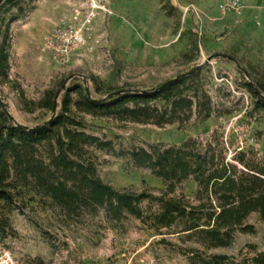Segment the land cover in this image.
Wrapping results in <instances>:
<instances>
[{
	"label": "rangeland",
	"instance_id": "rangeland-1",
	"mask_svg": "<svg viewBox=\"0 0 264 264\" xmlns=\"http://www.w3.org/2000/svg\"><path fill=\"white\" fill-rule=\"evenodd\" d=\"M91 5L95 17L83 45L67 63L54 60L43 50L44 38ZM22 7L6 33L0 104L23 126L51 117L52 111L37 107L48 90L55 94L57 113L65 91L76 84L94 97L100 96L95 85L102 91L147 90L205 63L202 75L213 105L206 120L159 127L80 115L86 132L112 144L111 152L87 149L103 182L159 194L162 182L134 168L126 152L190 138L239 168L241 155L249 164L264 165V113L252 109L245 88L252 81L264 93V0H33ZM13 13L0 12L1 28ZM194 191L188 179L176 194L192 199ZM16 202L11 212L0 211L9 222L0 247L16 264H202L209 255L226 256L222 264H255L253 258L264 252V220L256 213L246 219L253 233H236L229 246L205 250L172 228L156 233L132 216L119 222L107 221L102 212L65 218L27 190ZM141 207L145 214L156 208L147 201Z\"/></svg>",
	"mask_w": 264,
	"mask_h": 264
},
{
	"label": "trees",
	"instance_id": "trees-1",
	"mask_svg": "<svg viewBox=\"0 0 264 264\" xmlns=\"http://www.w3.org/2000/svg\"><path fill=\"white\" fill-rule=\"evenodd\" d=\"M32 1L0 0V12L15 9L0 27L1 77H6L9 22L23 12L24 3ZM203 67L205 63L195 65L147 90L102 91L95 85L98 97L76 84L65 91L57 113L55 94L48 90L37 107L52 111V115L34 127L15 123L6 106L0 104V211L11 212L17 197L27 190L41 203L57 208L65 218L102 212L107 221L119 222L132 216L143 220L156 233L172 228L205 250L229 246L236 233H253L254 227L246 219L256 213L264 220V165L249 164L241 155L237 159L239 168L211 145L203 146L194 138L179 145L133 148L126 152L131 165L149 170L164 186L159 194H154L117 189L103 182L87 153L90 147L107 152L113 147L109 141L86 132L80 115L159 127L208 119L213 105L204 85ZM245 88L252 97V109L264 113L262 86L248 81ZM188 179L195 184L192 199L176 194ZM144 201L156 208L145 214L141 207ZM8 226V218L2 214L0 233L4 234ZM225 259L224 255H209L202 264H222ZM253 262L264 264V252Z\"/></svg>",
	"mask_w": 264,
	"mask_h": 264
},
{
	"label": "built area",
	"instance_id": "built-area-1",
	"mask_svg": "<svg viewBox=\"0 0 264 264\" xmlns=\"http://www.w3.org/2000/svg\"><path fill=\"white\" fill-rule=\"evenodd\" d=\"M96 5L89 10L75 11L72 21L54 28L43 42V50L61 63H67L70 57L83 45L84 32L91 26L95 17ZM0 264H16L8 251L0 247Z\"/></svg>",
	"mask_w": 264,
	"mask_h": 264
}]
</instances>
